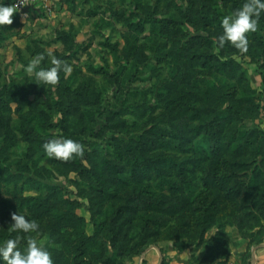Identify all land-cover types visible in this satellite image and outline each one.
<instances>
[{
  "label": "rangeland",
  "instance_id": "1",
  "mask_svg": "<svg viewBox=\"0 0 264 264\" xmlns=\"http://www.w3.org/2000/svg\"><path fill=\"white\" fill-rule=\"evenodd\" d=\"M47 1L0 26V243L16 234L9 227L20 211L40 223L34 235L55 264H90L100 241L113 238L119 248L145 242L138 257L157 246L187 264H212L241 251L239 264H248L264 243V190L239 172L228 185L241 193L226 197L211 177L225 170L212 149L231 134L251 147L264 140V16L244 52L218 41L222 17L243 0ZM41 52L43 66L57 56L73 72L37 83L24 66ZM232 108L239 114L226 125ZM192 125L213 143L190 141L207 158L183 162L187 181L173 162L130 170L132 143H147L152 157L164 151L157 133L190 137ZM60 136L81 141L84 155L47 156L44 142ZM84 239L89 255L80 257Z\"/></svg>",
  "mask_w": 264,
  "mask_h": 264
},
{
  "label": "trees",
  "instance_id": "2",
  "mask_svg": "<svg viewBox=\"0 0 264 264\" xmlns=\"http://www.w3.org/2000/svg\"><path fill=\"white\" fill-rule=\"evenodd\" d=\"M230 112H233L232 117L226 118L224 121L227 120H233L235 114H239L238 110L236 108H232ZM218 121H220L218 119ZM228 121L226 122L227 125ZM225 125V126H226ZM200 127L193 126L190 128L192 131V134L190 137L187 135L181 136L177 135L174 136V133L170 134H158V145L159 148H163V152L155 153L154 156L149 157L147 156V152L151 149V147L147 146V143L144 142V144L139 143H132L133 145L129 146L128 148H132V152H129V167L130 170L137 172V169L141 163H148V161L155 162L156 160H159L160 162H173L174 165L177 168L176 174L181 178L182 181H187L188 179V170H190L189 166H185L183 162H192V163H198L201 161L206 160V153H200L198 151L197 146L193 144H190L191 142H196L198 138L201 136L204 138H207L208 134H204L200 131ZM189 130V131H190ZM203 138L201 139L203 141ZM209 142L212 141L213 138L209 137L207 138ZM155 143V141H153ZM253 143V142H252ZM184 146L188 147L187 149H184ZM252 144L249 141H243L239 136L237 135H230L229 137H225L224 141L220 139L215 145L214 149H212V154L214 157V160L219 159V163L221 166H223V169L225 170H218L215 169L211 174L212 179L217 183V185L220 187V189L224 192L226 197L233 196V195H239L241 193V188L231 189L228 185L229 180L233 179L235 176H240L242 172L249 177L253 181V189H259L263 188L264 190V140L259 143L256 147H251ZM127 148V150H128ZM250 150V151H248ZM157 151V150H155ZM152 150V152H155ZM249 153H248V152ZM237 169V170H236ZM228 170V171H226ZM164 174L160 172V177H163ZM208 175L203 177V180L205 184L207 185V181H209V178H211ZM125 175H121L120 177H117L118 180L124 179ZM58 191V190H57ZM173 191V190H172ZM58 200H62V197H57ZM205 199L202 198L201 200ZM46 201L48 200L45 199ZM40 201L45 202L44 199H40ZM46 204V203H45ZM211 215V207L208 204H205V218ZM122 232H119V236ZM83 238L86 237L85 230L81 233ZM97 235V230H95L93 236L89 238V241H96L95 236ZM85 240V239H84ZM81 240L80 243L77 245V249L80 251V257H85L89 255V249L85 246H88L91 242H86V240ZM119 240V239H118ZM130 240V239H129ZM128 241H121L119 240V243L123 242L125 245H120L122 248L117 247L115 238H113L111 241L102 242L100 241V249L97 250L98 254H95L96 261L92 260L90 261V264H113L115 262H121V264H127V262H131L135 256H137L139 253H141L145 249V242L140 243L139 245H128ZM133 246V247H132ZM113 251V252H111ZM249 256L248 264L250 263V253H247ZM245 254L242 255V258ZM118 259V260H117ZM220 260L223 263H227V259H224L221 256H216L213 261ZM212 261V262H213ZM0 264H3V261L0 260Z\"/></svg>",
  "mask_w": 264,
  "mask_h": 264
},
{
  "label": "clouds",
  "instance_id": "3",
  "mask_svg": "<svg viewBox=\"0 0 264 264\" xmlns=\"http://www.w3.org/2000/svg\"><path fill=\"white\" fill-rule=\"evenodd\" d=\"M18 7V3L9 4L0 0V26L13 23ZM262 16L264 0H243L241 7L222 17L219 45L224 47L231 43L246 52L249 48V35L259 29ZM44 58L45 53H38L24 66L30 76H35L37 83L56 84L61 78V73L66 76L73 72V65L60 57H52L51 67L43 66ZM43 148L47 156L64 160L72 159L76 155L83 156L85 151L81 141L68 136L50 138L44 142ZM12 220L14 222L9 230L16 234L0 243V260L3 264H55L51 251L34 235L40 231L38 220L30 219L20 211L12 213ZM24 237L27 238L26 245L22 246Z\"/></svg>",
  "mask_w": 264,
  "mask_h": 264
},
{
  "label": "crops",
  "instance_id": "4",
  "mask_svg": "<svg viewBox=\"0 0 264 264\" xmlns=\"http://www.w3.org/2000/svg\"><path fill=\"white\" fill-rule=\"evenodd\" d=\"M40 9L30 10L26 13H20L23 15L39 12ZM241 252V251H240ZM239 251L233 252L234 260L227 263H223L220 260L213 261L212 264H239L241 262L242 255ZM172 253H163V251L157 246H151L143 252L141 257L135 256L131 262L127 264H187L185 257L175 255ZM244 254V253H243ZM250 263L249 264H264V243L253 246L250 249ZM173 256V257H172Z\"/></svg>",
  "mask_w": 264,
  "mask_h": 264
},
{
  "label": "built area",
  "instance_id": "5",
  "mask_svg": "<svg viewBox=\"0 0 264 264\" xmlns=\"http://www.w3.org/2000/svg\"><path fill=\"white\" fill-rule=\"evenodd\" d=\"M10 3H18V11L20 13H26L24 12L27 7H30V10L34 9H42V7L48 8V1L47 0H5Z\"/></svg>",
  "mask_w": 264,
  "mask_h": 264
},
{
  "label": "water",
  "instance_id": "6",
  "mask_svg": "<svg viewBox=\"0 0 264 264\" xmlns=\"http://www.w3.org/2000/svg\"><path fill=\"white\" fill-rule=\"evenodd\" d=\"M30 9H31L30 7H27L24 12H29Z\"/></svg>",
  "mask_w": 264,
  "mask_h": 264
}]
</instances>
